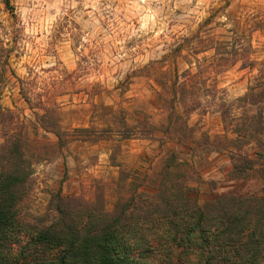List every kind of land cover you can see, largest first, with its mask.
<instances>
[{
    "label": "rangeland",
    "instance_id": "rangeland-1",
    "mask_svg": "<svg viewBox=\"0 0 264 264\" xmlns=\"http://www.w3.org/2000/svg\"><path fill=\"white\" fill-rule=\"evenodd\" d=\"M10 3L15 18L0 0V47L10 49L0 105L13 120L7 114L0 119V143L11 131H22L28 140L25 153L33 174L31 190L18 207L22 224L50 222L49 200L58 190L93 201L102 188L111 210L120 171L128 176L126 196L130 184L152 195L171 155L200 205L224 194L264 199V159L244 181L232 182L229 156L203 144L207 137L232 138L220 112L239 115L236 99L258 72L243 68L231 52L238 50L237 59L264 61V0ZM0 55L3 59L5 53ZM175 74L178 99L170 89ZM180 92L181 101L195 106L188 112ZM172 106L192 129L194 143H179L168 130ZM45 107L66 132L63 145L40 126ZM255 149L251 145L245 152L253 158ZM24 232L13 245L12 264L30 260L17 257L30 238L31 231ZM153 249L159 264H189L176 244L155 243Z\"/></svg>",
    "mask_w": 264,
    "mask_h": 264
},
{
    "label": "trees",
    "instance_id": "trees-1",
    "mask_svg": "<svg viewBox=\"0 0 264 264\" xmlns=\"http://www.w3.org/2000/svg\"><path fill=\"white\" fill-rule=\"evenodd\" d=\"M3 4L15 18L10 0H3ZM0 52L5 53L3 59L0 55L1 80L10 49L0 47ZM238 53L231 52L234 61L240 60L243 68L256 69L258 75L245 94L236 99L238 116L229 118L228 109L220 112L224 131L232 138L217 136L215 142L207 137L203 142L205 149L229 156L228 177L232 182L244 181L256 161L264 159V61L237 59ZM178 84L175 74L170 86L173 99L179 97L175 88ZM179 95L185 112L195 107L193 103L187 106L185 100L181 101V92ZM42 111L40 126L56 137L57 145H63L66 132L57 116L47 107ZM171 112L168 130L174 131L177 142L194 143L192 129L176 115L173 106ZM5 114L13 120L12 113L0 105V119ZM27 141L22 131H11L0 143V264H12L13 245L26 229L31 231L30 238L17 257L22 261L30 257L27 264H159L153 245L163 242L182 247L181 257L189 264H264V199L224 194L200 205L173 155L161 168L152 195L138 193L137 186L130 184L126 196L128 176L120 171L118 197L111 210H107L102 188L93 201L63 196L58 190L49 200L53 216L50 222L40 227L22 224L17 219L18 207L31 190L33 174L25 153ZM251 145L256 147L253 158L245 152ZM54 251L55 256L48 258Z\"/></svg>",
    "mask_w": 264,
    "mask_h": 264
}]
</instances>
